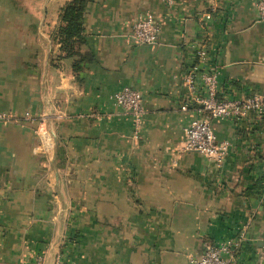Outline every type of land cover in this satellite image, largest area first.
I'll list each match as a JSON object with an SVG mask.
<instances>
[{"label": "crops", "instance_id": "obj_1", "mask_svg": "<svg viewBox=\"0 0 264 264\" xmlns=\"http://www.w3.org/2000/svg\"><path fill=\"white\" fill-rule=\"evenodd\" d=\"M72 1L0 0V264H191L242 233L238 264H261L264 118L213 119L222 162L184 150L208 116L184 84L200 47L223 96L264 98L257 0H88L69 52ZM147 12L152 46L133 38ZM125 87L143 96L139 131L113 97Z\"/></svg>", "mask_w": 264, "mask_h": 264}, {"label": "built area", "instance_id": "obj_2", "mask_svg": "<svg viewBox=\"0 0 264 264\" xmlns=\"http://www.w3.org/2000/svg\"><path fill=\"white\" fill-rule=\"evenodd\" d=\"M255 7L259 20L264 21V0H257ZM204 18L210 21L212 16L206 14ZM132 28L133 38L139 44L152 46L160 40L161 26L154 14L150 12L140 15ZM196 56L198 62L184 75V84L191 96L190 103L201 106V111L208 116L192 120L185 128L184 150L198 152L217 162H222L229 151V143L218 139L213 128V119L235 124H242L247 120L255 122L264 118V98L255 96L235 99L223 96L219 85V69L209 65L206 48L200 47ZM113 97L125 114L133 118L135 128L139 131L145 115L142 94L135 89L125 87L116 92ZM187 105L183 107L184 110L187 109ZM11 117L13 116L0 112V120L8 121ZM244 241H246V233L215 245H206L199 256H191L189 261L191 264H238L239 251ZM30 264H45V260L43 257H38ZM55 264L66 263L59 255ZM261 264H264V249Z\"/></svg>", "mask_w": 264, "mask_h": 264}, {"label": "trees", "instance_id": "obj_3", "mask_svg": "<svg viewBox=\"0 0 264 264\" xmlns=\"http://www.w3.org/2000/svg\"><path fill=\"white\" fill-rule=\"evenodd\" d=\"M88 0H73L63 9L62 26L57 32V37L63 48L67 51L74 49L78 40H83V14Z\"/></svg>", "mask_w": 264, "mask_h": 264}]
</instances>
